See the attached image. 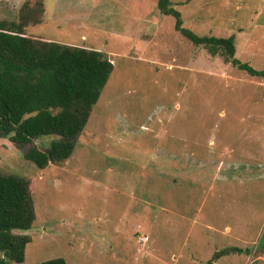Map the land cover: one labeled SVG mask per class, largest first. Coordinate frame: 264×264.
Wrapping results in <instances>:
<instances>
[{
  "label": "rangeland",
  "instance_id": "obj_1",
  "mask_svg": "<svg viewBox=\"0 0 264 264\" xmlns=\"http://www.w3.org/2000/svg\"><path fill=\"white\" fill-rule=\"evenodd\" d=\"M37 1L25 33L97 50L112 71L64 162L23 157L54 135L0 138V175L33 201L13 231L29 239L20 264H264V78L192 45L155 0H0V20ZM169 1L184 28L234 34V57L264 70V0Z\"/></svg>",
  "mask_w": 264,
  "mask_h": 264
},
{
  "label": "trees",
  "instance_id": "obj_2",
  "mask_svg": "<svg viewBox=\"0 0 264 264\" xmlns=\"http://www.w3.org/2000/svg\"><path fill=\"white\" fill-rule=\"evenodd\" d=\"M190 0H185L189 2ZM161 15L173 18V30L192 45L217 56L225 64L251 77L264 78L235 56V36H198L182 26L180 14L169 0H155ZM42 5L24 2L15 20H0V138L16 148L54 135L48 147L31 146L23 157L41 170L64 162L75 148L92 107L112 71V62L101 52L71 47L26 32L39 22ZM34 209L28 183L0 175V264H20L29 239L13 231L28 230ZM233 252H241L233 249ZM216 255L204 264H212ZM40 264H65L61 258Z\"/></svg>",
  "mask_w": 264,
  "mask_h": 264
},
{
  "label": "built area",
  "instance_id": "obj_3",
  "mask_svg": "<svg viewBox=\"0 0 264 264\" xmlns=\"http://www.w3.org/2000/svg\"><path fill=\"white\" fill-rule=\"evenodd\" d=\"M139 241H141L142 243H145L147 241V237L140 236Z\"/></svg>",
  "mask_w": 264,
  "mask_h": 264
}]
</instances>
